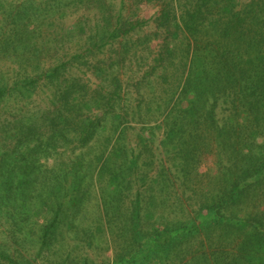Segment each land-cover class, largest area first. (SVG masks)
<instances>
[{"label": "trees", "instance_id": "trees-1", "mask_svg": "<svg viewBox=\"0 0 264 264\" xmlns=\"http://www.w3.org/2000/svg\"><path fill=\"white\" fill-rule=\"evenodd\" d=\"M161 130L178 168L215 162L204 200L157 223L124 190ZM90 190L123 241L110 264H264V0H0V219L33 218L39 245L17 227L0 264H98L60 252Z\"/></svg>", "mask_w": 264, "mask_h": 264}, {"label": "rangeland", "instance_id": "rangeland-1", "mask_svg": "<svg viewBox=\"0 0 264 264\" xmlns=\"http://www.w3.org/2000/svg\"><path fill=\"white\" fill-rule=\"evenodd\" d=\"M140 12L142 15L149 17L156 12V7L152 5H142L140 7ZM120 78L124 82L123 87L126 86L127 82L129 84L128 90L130 96L128 95L129 98L126 101L129 103L132 111L134 106L142 102V100L139 99L140 95L136 91V85L134 83L138 78L135 77L133 80L129 79L126 71L124 76ZM91 79V82H95L92 77ZM142 98H146V95ZM141 107H143V104H141ZM156 125L153 124V126ZM128 132L130 147L134 148L136 142L141 138V129L139 125L134 126V122H132ZM162 132L163 130L160 132L158 131L153 141L152 146L154 152L148 150L145 159H140L138 174L133 176V179L127 184L126 190H124L125 199L138 200L140 202L141 214H152V220L157 223L166 219L174 220L175 217L181 215L179 208L171 203V201L178 197L181 198V201L183 200L182 202H193L194 200L196 206L199 202L204 200V187L208 182L209 174L212 173V169L214 168L213 161L215 162V157L213 155H199L196 153L191 154L194 160V166L191 169L194 168V170L189 172V170L187 171L184 167H182V169L178 168V166H176L177 161L172 159L173 155L169 152L171 147L157 149V142L163 137ZM147 133L149 132L144 133V135ZM256 142H259V144L263 143L261 135L256 139ZM149 153H152L154 157L147 159ZM196 155L199 156V158ZM192 180L193 183H191ZM87 181H89L91 185L95 183L94 180H91L90 175L89 177L87 176ZM90 194L91 196L85 200L82 208L80 210L78 209L77 216L72 217L69 213V218L66 220L60 219L63 222V225L59 226V242L62 244L60 249L63 250L60 252L71 250V255L73 257L79 255L78 257H83L84 259L88 258L89 261H94L98 264H110L111 261L115 259L116 253L121 251L123 241H119L112 236L105 226V221L101 219L104 216L102 206H100L98 199V190L96 192L90 190ZM36 206L37 203L35 202L27 203L26 207H24V212H29V215H32ZM180 210L185 212L182 206ZM45 217H48V215ZM70 220H74V227H78L80 231L79 234H75L72 229H66L67 227L65 225ZM31 221H33V218L21 220L18 215H15L13 220L11 219V223L7 221L5 217L0 219V244H4V248L10 251V246H12L11 234L13 229L18 227L19 230H17L16 235L18 245L30 248V253L35 254L39 247L38 242H33L34 236L27 231ZM14 222H16L18 226L14 224ZM54 246L56 247L55 243H53V247ZM74 247H76L75 252L71 249Z\"/></svg>", "mask_w": 264, "mask_h": 264}]
</instances>
